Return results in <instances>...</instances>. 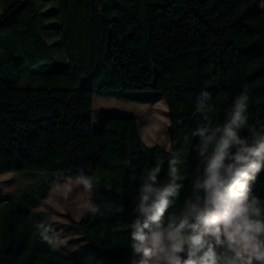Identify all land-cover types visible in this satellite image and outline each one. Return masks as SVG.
I'll return each instance as SVG.
<instances>
[{
    "label": "trees",
    "instance_id": "trees-1",
    "mask_svg": "<svg viewBox=\"0 0 264 264\" xmlns=\"http://www.w3.org/2000/svg\"><path fill=\"white\" fill-rule=\"evenodd\" d=\"M241 95L238 134L264 133L255 0H0V173L57 174L38 192L0 199V264H134L130 225L149 173L180 185L166 223L202 174L198 130L222 126ZM94 96L163 101L169 151L146 146L134 118L109 117L92 132ZM70 177L88 182L93 209L70 221L86 245L67 258L52 215L35 209ZM250 187L264 202V169Z\"/></svg>",
    "mask_w": 264,
    "mask_h": 264
},
{
    "label": "clouds",
    "instance_id": "clouds-1",
    "mask_svg": "<svg viewBox=\"0 0 264 264\" xmlns=\"http://www.w3.org/2000/svg\"><path fill=\"white\" fill-rule=\"evenodd\" d=\"M246 101L241 95L214 131L198 130L202 174L193 197L166 223L162 218L180 185L160 186L159 169L149 173L140 190L139 217L130 225L131 247L141 255L134 264H264V202L250 195V182L264 169V133L238 134ZM204 109L201 100L198 110Z\"/></svg>",
    "mask_w": 264,
    "mask_h": 264
},
{
    "label": "rangeland",
    "instance_id": "rangeland-1",
    "mask_svg": "<svg viewBox=\"0 0 264 264\" xmlns=\"http://www.w3.org/2000/svg\"><path fill=\"white\" fill-rule=\"evenodd\" d=\"M255 9L264 11V0H255ZM109 117L134 118L138 123L141 140L146 146H158L169 151V121L167 107L163 101L139 104L94 96L92 132L98 133L103 121ZM56 176V173H0V199L7 202L14 194L38 192L45 186L46 180L54 179ZM92 209L88 182L83 178L70 177L52 188L35 211L49 212L52 215L55 249L69 258L78 248L86 245L82 235L70 221H85ZM140 258L141 255L138 254L135 261Z\"/></svg>",
    "mask_w": 264,
    "mask_h": 264
}]
</instances>
